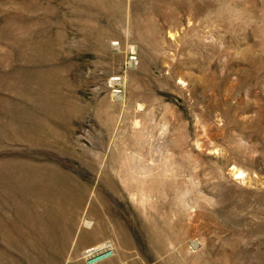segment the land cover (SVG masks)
I'll return each mask as SVG.
<instances>
[{"label": "rangeland", "instance_id": "rangeland-1", "mask_svg": "<svg viewBox=\"0 0 264 264\" xmlns=\"http://www.w3.org/2000/svg\"><path fill=\"white\" fill-rule=\"evenodd\" d=\"M0 264H264V0H0Z\"/></svg>", "mask_w": 264, "mask_h": 264}, {"label": "clouds", "instance_id": "clouds-1", "mask_svg": "<svg viewBox=\"0 0 264 264\" xmlns=\"http://www.w3.org/2000/svg\"><path fill=\"white\" fill-rule=\"evenodd\" d=\"M233 16L238 23L250 25L253 22L251 20L250 13H248L244 8L237 7L233 12Z\"/></svg>", "mask_w": 264, "mask_h": 264}, {"label": "bare ground", "instance_id": "bare-ground-1", "mask_svg": "<svg viewBox=\"0 0 264 264\" xmlns=\"http://www.w3.org/2000/svg\"><path fill=\"white\" fill-rule=\"evenodd\" d=\"M237 175L241 176L240 173H238ZM108 249L109 250L110 249L113 250V246L111 244H108V246L107 245H102L101 247L95 248L92 251H87L88 256L86 255V256H84V258L88 259L90 256L100 254V253H102V252H104L105 250H108Z\"/></svg>", "mask_w": 264, "mask_h": 264}]
</instances>
